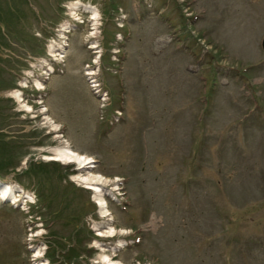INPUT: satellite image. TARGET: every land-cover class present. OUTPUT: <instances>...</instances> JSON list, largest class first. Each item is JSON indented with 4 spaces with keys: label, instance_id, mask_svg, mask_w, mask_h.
<instances>
[{
    "label": "rangeland",
    "instance_id": "1",
    "mask_svg": "<svg viewBox=\"0 0 264 264\" xmlns=\"http://www.w3.org/2000/svg\"><path fill=\"white\" fill-rule=\"evenodd\" d=\"M263 37L264 0H0V264H264Z\"/></svg>",
    "mask_w": 264,
    "mask_h": 264
},
{
    "label": "bare ground",
    "instance_id": "2",
    "mask_svg": "<svg viewBox=\"0 0 264 264\" xmlns=\"http://www.w3.org/2000/svg\"><path fill=\"white\" fill-rule=\"evenodd\" d=\"M95 13L96 12H93V14L96 16L97 14H95ZM43 88L44 87L42 85L41 86L39 85V89H43ZM44 158L48 161H58V162L66 163V164L67 163L78 164L80 166V168H83V169L86 168V169L92 170L94 168V166L91 165L92 163H94V161L90 156L85 155V154H80L77 151H75L74 149L69 148L67 146H64L62 148L52 149L50 151V156H45ZM78 180L85 183L87 188H89V190L93 191L95 193V195L99 196L102 194V190H101L102 187L101 186L104 184V182H103L104 179H102V176L93 175V174L89 177L79 176ZM0 192H1L0 193L1 197H3L2 199L7 200V197L10 194L11 189L8 187V185L0 182ZM97 205L100 209L104 210L107 213V205L103 201V199H98ZM113 232H114V230L110 229L109 236H114ZM99 236L106 237L103 233H99ZM39 256H41V255H39ZM99 262L102 264H122L118 261H115L114 259H112L110 256H107V255H104L102 257V259H100Z\"/></svg>",
    "mask_w": 264,
    "mask_h": 264
},
{
    "label": "trees",
    "instance_id": "3",
    "mask_svg": "<svg viewBox=\"0 0 264 264\" xmlns=\"http://www.w3.org/2000/svg\"><path fill=\"white\" fill-rule=\"evenodd\" d=\"M37 181H38V183H41V182H42L41 179H39V180L37 179ZM41 199H42V198L39 196V200H41ZM58 219H59V218H58ZM58 219H57V220H58ZM59 220H62V219L60 218ZM76 221H77V219H76ZM76 233H77V232H75V234H76ZM75 234H74V236H73L74 239H75ZM77 239H78V237H76V241H77ZM78 240H79V239H78ZM74 241H75V240H74Z\"/></svg>",
    "mask_w": 264,
    "mask_h": 264
},
{
    "label": "water",
    "instance_id": "4",
    "mask_svg": "<svg viewBox=\"0 0 264 264\" xmlns=\"http://www.w3.org/2000/svg\"><path fill=\"white\" fill-rule=\"evenodd\" d=\"M261 49H262V51L264 52V37H263V39H262V41H261Z\"/></svg>",
    "mask_w": 264,
    "mask_h": 264
}]
</instances>
